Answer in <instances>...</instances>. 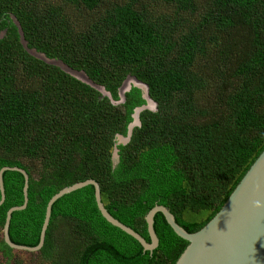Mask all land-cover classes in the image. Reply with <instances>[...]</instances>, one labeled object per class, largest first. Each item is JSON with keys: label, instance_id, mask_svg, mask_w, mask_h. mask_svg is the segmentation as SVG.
Here are the masks:
<instances>
[{"label": "trees", "instance_id": "16d2710c", "mask_svg": "<svg viewBox=\"0 0 264 264\" xmlns=\"http://www.w3.org/2000/svg\"><path fill=\"white\" fill-rule=\"evenodd\" d=\"M161 1L169 7L156 12ZM166 22L184 32L172 37ZM128 76L149 86L158 109L143 110L117 145L146 103L137 87L116 103ZM263 151L264 0H0V170L30 175L28 206L10 224L14 243L37 246L50 199L87 179L148 241L156 204L197 232ZM4 181L0 264H22L4 225L24 203L25 178L6 171ZM65 222L69 231L60 230ZM155 230L159 245L146 251L103 217L89 185L55 202L44 246L23 252L36 264H176L189 242L161 212Z\"/></svg>", "mask_w": 264, "mask_h": 264}, {"label": "water", "instance_id": "95a60500", "mask_svg": "<svg viewBox=\"0 0 264 264\" xmlns=\"http://www.w3.org/2000/svg\"><path fill=\"white\" fill-rule=\"evenodd\" d=\"M141 83L147 87L145 90L148 91V94L144 96L146 103L147 99L150 98L158 109L157 103L149 95V86L144 82ZM137 87L141 89L140 85ZM137 109H142V112L149 108H146L144 104L135 108V110ZM137 125H141L140 120ZM132 132L133 128L131 129L130 125L128 140L131 138ZM118 153L119 149L115 147L114 157ZM6 171H18L25 178L24 203L13 206L8 210L4 225L5 241L14 249L31 252L41 250L45 244L55 202L68 193L92 185L95 187L96 202L103 217L112 225L135 237L146 251H153L159 245L160 239L155 230V216L158 212H161L173 230L189 242L176 264H264V151L252 164L220 211L197 232H188L176 221L175 215L166 206L156 204L146 216L148 232L151 237L150 241L115 218L102 201L100 184L95 179H87L64 187L50 199L46 209L40 242L37 246L16 244L10 237V224L13 213L25 210L28 206L30 175L24 168L18 166H4L1 168L0 206L6 200L4 181Z\"/></svg>", "mask_w": 264, "mask_h": 264}, {"label": "rangeland", "instance_id": "374dc122", "mask_svg": "<svg viewBox=\"0 0 264 264\" xmlns=\"http://www.w3.org/2000/svg\"><path fill=\"white\" fill-rule=\"evenodd\" d=\"M167 7H169L165 2H163V1H161L160 3H157L156 5H155V7H154V10L156 11V12H158L159 10H161V9H165V8H167ZM77 14H78V16H79V18H80V22H82L83 21V16L81 15V13H79V12H77ZM12 19L14 20V22L16 23V24H18L17 23V20L15 19V17H13L12 16ZM167 23V25H168V27L170 28V30L172 31V37L173 36H175L176 38L179 36V35H181L183 32H184V29H178V28H176L175 26H173L170 22L168 23V22H166ZM19 25V24H18ZM24 45H27V43L26 42H24ZM31 52H32V49H31ZM33 53V52H32ZM34 54V53H33ZM36 55V54H35ZM48 62H50V63H52V64H54V65H57V66H59V67H61L62 69H64L63 68V66H61L60 64H64L62 61H60L59 59H49V60H47ZM65 66H67L66 64H64ZM68 67V66H67ZM71 69V68H70ZM71 70H73V69H71ZM73 71H75V72H78L79 74H84V75H86V73L84 72V71H77V70H73ZM72 73V72H71ZM73 74V73H72ZM74 75V74H73ZM87 76V75H86ZM77 77V76H76ZM130 77H133V76H128L127 78H126V80L124 81V83H123V85H122V87L120 88V99L116 102V103H123V102H125V100H126V92H128L132 87H136V86H138V84H140L141 85V89H142V93H143V98H144V96H146L147 95V93L144 91L145 90V88H146V85H144V84H142L139 80H137V81H135V80H131L130 81V83L128 84V85H126V82L129 80L128 78H130ZM133 78H135V77H133ZM126 86V87H125ZM138 88V87H137ZM100 89V88H99ZM103 95H105V96H109L110 94H109V92H107L106 91V93H103ZM204 95V94H203ZM204 98V97H203ZM145 107L146 108H149V109H151V110H154V111H156L157 110V107H156V104L154 103V102H150L148 99H147V103H145ZM142 110V109H141ZM139 122H136V124H138ZM123 137V136H122ZM125 139V140H124ZM127 141H129L128 140V138L127 137H123V138H121L120 136L118 137V143L117 144H123V143H126ZM118 158H119V156H118V154H115V158L114 159H116V161H118ZM68 223H63V224H61V226H60V230L61 231H69V229L71 228V225H67ZM73 227V226H72ZM72 233H74L73 232V230H72ZM0 238H3V231L2 232H0ZM76 240H81L80 239V236H78V237H76L75 238ZM21 252L18 254V256H17V260H18V262H20V263H22V264H36V259L32 256V254H30V253H27V252H23L24 250H20ZM1 254V253H0ZM8 259H11V257L10 258H8ZM0 260L1 261H3V258H2V256L0 255ZM38 263V262H37ZM10 264H16V262H15V259H12L11 261H10Z\"/></svg>", "mask_w": 264, "mask_h": 264}, {"label": "bare ground", "instance_id": "6f19581e", "mask_svg": "<svg viewBox=\"0 0 264 264\" xmlns=\"http://www.w3.org/2000/svg\"><path fill=\"white\" fill-rule=\"evenodd\" d=\"M66 70H68L70 73L72 72L75 76H77L78 78L82 79L83 81L87 82V83H90V84H93L92 81H90V79L86 76V75H82V74H77L75 71L73 70H70L68 67L66 66H63ZM71 73V74H72ZM129 80L126 82V85H128L130 83L131 80H136V78H133V77H130L128 78ZM140 85V84H138ZM96 86V85H94ZM141 86V85H140ZM98 87V86H97ZM126 87V86H125ZM100 88V90H102L103 93H106V90L103 88V87H98V89ZM147 89V87L145 88ZM147 94H148V91L144 90ZM148 100L150 102H152V100L150 98H148ZM140 112H141V109H137L135 110V113H134V120L132 122V125H131V129L134 128L137 124L136 122H139V116H140ZM121 138H123L122 136H120ZM125 140V139H124Z\"/></svg>", "mask_w": 264, "mask_h": 264}, {"label": "clouds", "instance_id": "9594fccd", "mask_svg": "<svg viewBox=\"0 0 264 264\" xmlns=\"http://www.w3.org/2000/svg\"><path fill=\"white\" fill-rule=\"evenodd\" d=\"M137 80H138V79H137ZM136 87H137V86H136ZM138 88H139V87H138ZM141 91H142V90H141ZM142 94H143V93H142ZM136 108H137V107H136ZM134 113H135V110H134ZM134 113H133V114H134ZM140 113H141V112H140ZM132 116H133V115H132ZM133 119H134V116H133ZM139 119H140V116H139ZM130 125H132V123H131ZM119 136H122V135H118V137H119ZM123 137H125V136H123ZM126 137H128V136H126ZM117 143H118V141H117ZM117 145H118V144H117Z\"/></svg>", "mask_w": 264, "mask_h": 264}]
</instances>
